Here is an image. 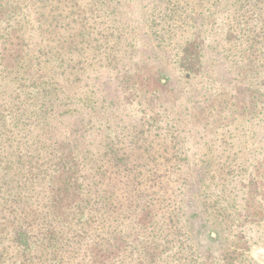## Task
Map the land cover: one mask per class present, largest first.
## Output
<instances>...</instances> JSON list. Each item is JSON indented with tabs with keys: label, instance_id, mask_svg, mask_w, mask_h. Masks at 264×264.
Segmentation results:
<instances>
[{
	"label": "rangeland",
	"instance_id": "1",
	"mask_svg": "<svg viewBox=\"0 0 264 264\" xmlns=\"http://www.w3.org/2000/svg\"><path fill=\"white\" fill-rule=\"evenodd\" d=\"M170 1L176 11L172 16L169 10L164 15L161 0H2L0 34L19 33L2 45L0 58L8 64L16 57L22 42L15 40L17 35L25 38L31 55L43 45L42 54L57 61L80 55L91 58L98 33L105 34L108 46L119 50L112 60V68L115 63L117 67L87 75L81 87L68 89L70 96L96 92L98 98L111 102V122L130 126L141 119L131 111L136 102L134 84L147 79L150 93L143 99V114L170 113L179 125L177 154L166 147L160 159L139 158L142 168L135 174L127 170L136 158L127 169L120 166V188L141 192L144 189L136 183L142 178L146 183L167 175L160 180L163 188L178 191L168 214L176 219L177 232L194 245L203 264L233 263L239 256L245 258L243 264H264V0ZM186 1L191 3L184 5ZM241 16L245 20L254 17L255 21H247L249 32L232 24ZM174 18L178 21L168 23ZM221 21L231 28L223 31L218 25L215 31L214 24ZM155 23L158 29L173 26L171 32L179 41L155 32ZM185 41L188 44L177 50ZM79 107L72 104L70 117L58 120L55 132L47 137L60 140L70 132V137L77 138L74 130L80 127L76 123L82 124L77 119ZM159 123H145L136 136L146 137L148 143L146 129L162 134L161 125L156 128ZM81 137L79 142L85 139L97 145L94 137ZM223 141L230 144L223 145ZM155 162L160 164L156 169ZM11 174L0 172V178L7 188H16ZM51 189L56 195L57 187ZM53 200L54 206H61L62 201ZM130 201L124 195L121 206H129ZM140 204L133 217H140L142 223L148 221L142 220V210L147 208V217L152 218L150 210L163 206L157 198ZM5 259L15 260L6 256L0 262Z\"/></svg>",
	"mask_w": 264,
	"mask_h": 264
},
{
	"label": "trees",
	"instance_id": "2",
	"mask_svg": "<svg viewBox=\"0 0 264 264\" xmlns=\"http://www.w3.org/2000/svg\"><path fill=\"white\" fill-rule=\"evenodd\" d=\"M161 1L165 3L164 15L166 10L171 16L176 14L170 0ZM180 9L184 10V6ZM181 16L182 13L179 20ZM171 21L178 20L170 19L168 23ZM247 21L255 20L241 16L231 22L241 32H249ZM181 22L184 27L185 22ZM218 25L223 31L231 28L230 23L221 21L214 24L215 31ZM158 28L155 23L154 30L163 32L162 37L176 38L171 32L173 26ZM18 33L0 34V56L2 45ZM98 35L91 58L80 55L57 61L42 54L46 50L43 45L31 55L20 35L15 37L22 42L12 62L4 64L0 58V172L11 171L9 179L16 185L7 188L4 178H0V259H15H5L0 264H203L194 245L182 240L177 232L176 219L168 214L173 207L169 208V204H176L174 193L178 191L170 193L169 188H163L160 180L167 175L146 183L142 178L136 183L144 189L141 192H135L137 188H120L122 184L118 182L120 166L127 169L131 160L136 158L137 162L130 165L127 173L135 174L142 168L139 158L160 159L166 147H172L174 154L178 152L175 141L179 142V125L170 113L143 114L149 81L140 79L134 84L136 102L131 111L141 119L130 126L112 123L113 114L108 112L111 102L98 98L96 92L73 97L69 94L68 89L81 87L87 75L114 71L118 65L112 68L118 48L108 46L105 34ZM186 44L188 41L178 45L177 50ZM74 103L80 106L77 119L82 122L76 123L80 127L74 130L77 138L68 132L60 140L49 139L47 135L55 132L57 121L70 117ZM158 120L156 128L161 125L162 134L147 128L148 143L144 141L146 137L136 136L145 123ZM82 135L94 137L97 145L85 139L79 142ZM158 166L157 162L153 165L155 169ZM54 185L56 195L55 189L49 192ZM124 195L129 201L134 196L126 207L121 206ZM53 198L62 201L59 208L54 206ZM156 198L163 206L150 210L152 218L147 217V208L141 211L142 220L147 222L133 217L140 203H152ZM223 214L227 215L225 209ZM233 261L228 264H243L245 258L239 256Z\"/></svg>",
	"mask_w": 264,
	"mask_h": 264
}]
</instances>
